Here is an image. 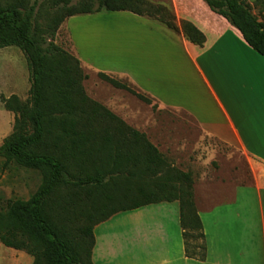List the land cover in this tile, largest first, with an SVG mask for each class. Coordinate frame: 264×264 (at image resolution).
I'll return each instance as SVG.
<instances>
[{
  "label": "trees",
  "instance_id": "1",
  "mask_svg": "<svg viewBox=\"0 0 264 264\" xmlns=\"http://www.w3.org/2000/svg\"><path fill=\"white\" fill-rule=\"evenodd\" d=\"M203 1L264 56V22L246 2ZM102 11L154 18L198 46L207 40L193 22L182 20L178 27L168 7L146 0L1 3L0 49L17 46L25 53L31 88L26 100L18 95L1 96L6 110L15 114V123L0 145V157L5 165L16 162L38 170L42 182L29 200H12L6 211H0V244L26 252L34 258L33 264H94V228L98 224L120 212L178 201L186 256L204 261V227L189 174L170 167L145 133L93 100L84 86L88 76L81 60L55 43L67 18ZM98 75L152 104L148 95L114 76ZM77 207L83 210L86 222L74 227L62 212Z\"/></svg>",
  "mask_w": 264,
  "mask_h": 264
},
{
  "label": "rangeland",
  "instance_id": "2",
  "mask_svg": "<svg viewBox=\"0 0 264 264\" xmlns=\"http://www.w3.org/2000/svg\"><path fill=\"white\" fill-rule=\"evenodd\" d=\"M7 1L13 0H0V4ZM146 1L168 7L175 14L178 27L182 20H188L190 16L209 21L216 17L203 0ZM241 1L246 2L253 14L264 22V0ZM46 6L49 7V4ZM41 22L43 25L47 23L44 18ZM173 33L179 37L184 36L181 31L175 32L148 16L126 11H102L67 18L56 34L55 43L81 59L83 71L88 76L84 81L88 95L111 111V105L119 108L117 113L113 112L128 125L145 133L170 167L189 174L195 195L196 183L200 179L210 178L226 168L231 169L233 159L243 170V158L214 140L199 138V131L183 111L160 109L156 100L152 99V104L146 103L129 91L103 81L98 75L100 72L116 74L115 78L137 91L151 90L172 101H184L187 62L181 40L173 36ZM226 42L224 50L231 54L222 56L224 62H229L220 71L227 86L223 96L231 100L252 97L250 84L254 81L263 91L264 62L254 58L251 53L255 52L240 47L231 38H227ZM153 72L166 76L161 77L165 82L161 80V83L155 84L152 80ZM257 75L261 81L256 80ZM171 77L174 81L170 88L167 81ZM30 88V70L25 53L17 46L0 49V145L13 132L15 123V114L6 110L1 96L9 98L18 95L26 100ZM239 110L241 113L245 110V113L256 115L255 105L251 101H242ZM257 123H260L258 118ZM186 131L189 135V149L197 141L194 153H186ZM41 182L42 175L38 170L24 168L16 162L5 165V159L0 157V211H6L12 200H29ZM82 211L78 207L70 208L67 213L62 212V216L77 227L86 222ZM142 211L121 213L103 222L97 229L98 236L104 235L103 240L107 241V234H115L111 238L114 243L121 241L128 245L136 244L140 238H137L134 229L145 218L146 210ZM9 251L5 246L0 248V264H13Z\"/></svg>",
  "mask_w": 264,
  "mask_h": 264
},
{
  "label": "crops",
  "instance_id": "3",
  "mask_svg": "<svg viewBox=\"0 0 264 264\" xmlns=\"http://www.w3.org/2000/svg\"><path fill=\"white\" fill-rule=\"evenodd\" d=\"M208 9L217 18L209 21L198 16L188 17L205 33L207 40L204 46L195 45L185 36L179 37L173 33L181 40L187 62L183 86L185 100L172 101L138 87L142 93L156 100L160 109L183 111L199 131V138L214 140L243 158L244 171L233 159L231 169L218 171L212 177H203L196 183V204L203 222L207 257L200 261L186 256L180 203L165 201L131 210H146L145 218L134 229L137 238H140L136 244L114 243L111 238L115 234H107V241H104V235L97 234L103 222L98 224L94 228V264H264V90L261 91L254 81L250 84L252 97L228 99L223 96L227 86L220 72L223 66L229 64L223 58L226 53L231 54L224 50L227 38L255 52L251 54L257 60L264 62V56L252 49L228 21ZM152 75L155 84L161 83V80L165 82L161 77L166 76L154 72ZM256 78L261 81L258 75ZM173 81L172 77L167 81L170 88ZM169 92L171 94L172 89ZM242 101H251L255 105L256 115L245 113V110L241 113ZM111 109L117 113L119 108L111 105ZM185 137L188 148V132ZM195 145L186 149V153H194ZM121 213L125 212L115 214L110 219ZM2 246L0 244V248ZM9 250L13 264L17 261V264L32 263V257L26 252L14 248Z\"/></svg>",
  "mask_w": 264,
  "mask_h": 264
}]
</instances>
